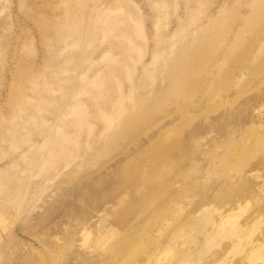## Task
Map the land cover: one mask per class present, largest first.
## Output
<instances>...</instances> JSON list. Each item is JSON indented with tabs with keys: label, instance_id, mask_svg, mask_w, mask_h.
<instances>
[{
	"label": "rangeland",
	"instance_id": "rangeland-1",
	"mask_svg": "<svg viewBox=\"0 0 264 264\" xmlns=\"http://www.w3.org/2000/svg\"><path fill=\"white\" fill-rule=\"evenodd\" d=\"M263 96L264 0H0V264H252ZM82 174L106 198L44 247L25 221Z\"/></svg>",
	"mask_w": 264,
	"mask_h": 264
},
{
	"label": "bare ground",
	"instance_id": "bare-ground-1",
	"mask_svg": "<svg viewBox=\"0 0 264 264\" xmlns=\"http://www.w3.org/2000/svg\"><path fill=\"white\" fill-rule=\"evenodd\" d=\"M77 32H78V30H77ZM189 48H187V49H189ZM186 50H183V51H185V53H186ZM191 51H193L192 48H191ZM189 52L187 50V53H189ZM183 55H184V52H183V54L180 52L179 55L176 56L175 61L180 59L181 56H183ZM189 55H190V53L188 54V56ZM195 55L196 54H194V56H193V54L191 52V56H193L195 58ZM162 56H163V54H162ZM156 57H158V53H153V58H156ZM194 58H192V59H194ZM194 60H192V61H194ZM170 62H167L164 66H167L168 64H170ZM152 63H154V62H152ZM172 64H174V61ZM192 64H194V63H192ZM148 71H149V69H148ZM183 72H185V71H183ZM142 79H143V77H142ZM232 121H233V119H232ZM220 125L217 127L220 128ZM223 125H224V123H223ZM202 127H204V126H202ZM202 127H201V129H202ZM215 127H216V125H215ZM196 129H198V128L196 127ZM196 129H195V131H196ZM258 161L264 162V157H261ZM74 179H75V183L78 184V186H80L81 184L91 185L90 186V193L86 192V195H85L82 193V190H80V189L75 190L76 186L74 187L73 183H70L69 181H67L68 187H64V188L61 187L60 189H58L56 194L53 195V197H51V199L44 201V205H43V208L41 209V211L37 212L34 217H30L31 215L29 214L28 220L25 221V225L27 226L26 231L31 233V235L33 237H35L44 247H46V245H48L52 242H55V243L58 242V244H60V245H62L64 243H68V242L71 243L74 239V236H75V229H77V227L80 228V227H82L83 224L88 223V221L91 219L90 218L91 217V214H90L91 210L93 208L97 207L98 205H100L101 203H103V201H104L102 199L106 195L104 194L105 192H102V188H103V180H101L102 176H99L98 178L91 180V179H89V176H87V174H82V175L77 176ZM245 180L247 181V179H245ZM62 182H65V181H62ZM243 182H244V180H243ZM249 182L250 181H247L248 184H249ZM241 183H242V181H241ZM105 184H106V181H105ZM240 185L241 184H239V187L237 190V195L240 197H243L242 192H243V190H246V188L243 187V185L242 186H240ZM250 185H252V183ZM55 186H58V185L55 184ZM248 188H250V186ZM98 191H99V194L101 195L99 199L96 198ZM248 192H249V189H248ZM235 193L236 192H234V194ZM234 197H236V196H234ZM209 199H211V198L209 197ZM231 200H233V198ZM236 200H237V198H236ZM60 207H62V213L59 214ZM225 222H227L226 218H224L223 220L222 219L220 220V223H222V224ZM262 234H264V231L262 232ZM19 243H21V241H19L18 239H14L13 246L15 249L19 246ZM69 246L70 245H68L67 247H69ZM225 247H227V246L223 245V248H225ZM73 252L74 251H72V252L69 251V254H71ZM216 253H214L213 255H215ZM73 254L75 255V253H73ZM249 256L255 257V260L252 261V264H264V256L261 253H257L256 250L251 249L249 251ZM249 256L247 254V257H249ZM57 259H56V263H57ZM10 262L11 261L8 260L2 264H12V262L11 263ZM27 262H28L27 259L23 258V259H21L20 264H28L29 262L28 263ZM58 262L60 264H78V263H73L70 260L69 256L58 259ZM235 263L241 264L239 262H235Z\"/></svg>",
	"mask_w": 264,
	"mask_h": 264
}]
</instances>
